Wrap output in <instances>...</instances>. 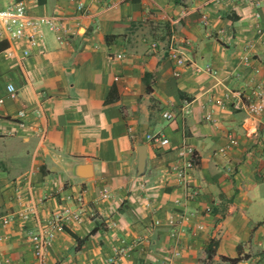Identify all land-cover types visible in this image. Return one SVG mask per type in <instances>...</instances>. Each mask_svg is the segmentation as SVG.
<instances>
[{"label":"crops","instance_id":"1","mask_svg":"<svg viewBox=\"0 0 264 264\" xmlns=\"http://www.w3.org/2000/svg\"><path fill=\"white\" fill-rule=\"evenodd\" d=\"M27 11L60 21L63 41L43 27L23 57L25 43L0 39L1 258L34 264L25 231L81 193V222L55 233L45 264H205L212 239L209 264H264V114L220 106L264 80V0H27ZM170 42L187 59L179 77ZM186 147L198 164L184 186L171 166Z\"/></svg>","mask_w":264,"mask_h":264},{"label":"built area","instance_id":"2","mask_svg":"<svg viewBox=\"0 0 264 264\" xmlns=\"http://www.w3.org/2000/svg\"><path fill=\"white\" fill-rule=\"evenodd\" d=\"M254 7L257 9L260 7V3H254ZM82 9V5H79L78 10ZM258 18L259 14H255ZM204 25H206L205 18H203ZM62 23L54 18L46 17H33L28 14L27 0H7V5L0 9V39H7L11 42L25 43L26 48L22 50V56L28 57L33 48L39 45L40 37L42 34V28L46 27L55 34V38L58 42L63 41V31L61 28ZM156 47L155 44L152 45ZM167 59L174 65V77H179V72L176 70L179 67H186L187 59L185 54L174 44L170 42L166 50ZM251 58L248 55L242 57V62L248 65ZM195 70H198L195 67ZM206 72L214 74L210 69L206 68ZM258 73V70H255ZM8 92L14 93V88L8 86ZM233 98L237 99L236 108L243 111L251 120H256L258 117L264 114V80H261L246 90H242L237 93L226 92L223 96V100L220 103L221 107H226L228 102H232ZM181 114L187 115L189 113L188 105L180 109ZM18 117L22 118L24 112H18ZM162 117L166 121H172L174 115L171 112H164ZM23 127V124L19 125ZM247 133L252 135L256 133L255 129H248ZM146 139L154 146L165 147L168 145V140L162 138L160 135H147ZM230 144H234L230 141ZM224 152V150H220ZM198 159L193 150L189 147L185 148V156L179 158L171 166L177 182L181 185H187V178L190 172L197 167ZM192 192L189 197L194 196ZM104 198L106 195L103 196ZM66 204L59 210H56L51 216L44 220L42 223L37 224V228L28 229L25 231V238L30 242L32 246L34 264H45V256L47 248L52 242L56 232H61L70 223H80L82 215L84 214V200L81 193L76 196L68 195L65 197ZM207 212L210 210L207 209ZM35 208L32 205L21 206L14 214L15 218L23 223L31 221L35 217ZM11 222V218H0V225L2 227L7 226ZM159 225V222L155 221L154 226ZM3 236L0 235V246L3 242ZM134 247V244L132 245ZM131 248H120L117 250V254L120 256H128L131 252ZM0 264H9L8 259H3L0 256Z\"/></svg>","mask_w":264,"mask_h":264},{"label":"trees","instance_id":"3","mask_svg":"<svg viewBox=\"0 0 264 264\" xmlns=\"http://www.w3.org/2000/svg\"><path fill=\"white\" fill-rule=\"evenodd\" d=\"M42 1V0H40ZM232 207L229 206L225 209V211L223 212V216H227L229 215L230 213H232ZM217 248V241L215 240H210L209 243L207 244L206 248H205V251H206V255H207V262L205 264H209V262L211 261L214 253H215V249ZM229 263H236L239 261V258L238 259H235V260H227Z\"/></svg>","mask_w":264,"mask_h":264}]
</instances>
